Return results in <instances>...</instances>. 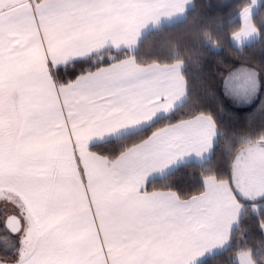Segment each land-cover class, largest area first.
<instances>
[{
  "label": "snow or ice",
  "instance_id": "6c2138e0",
  "mask_svg": "<svg viewBox=\"0 0 264 264\" xmlns=\"http://www.w3.org/2000/svg\"><path fill=\"white\" fill-rule=\"evenodd\" d=\"M69 15L56 0H0V86L17 87L11 107H0V264H129L131 241L166 230L199 236L214 218L211 202L180 204L170 185L161 191L153 183L191 158L183 154L202 138L198 125L173 129L169 135L179 138L147 159L126 145L113 152L125 134L145 130L116 129L113 117L138 101L107 71L118 63L104 55L111 45L49 55L72 39L61 26ZM37 48L46 73L30 71ZM220 98L221 110L231 101L258 105L250 121L264 115V69L225 80ZM158 139L145 137L144 147ZM253 205L254 214L264 212V195ZM217 251L193 264H213Z\"/></svg>",
  "mask_w": 264,
  "mask_h": 264
},
{
  "label": "crops",
  "instance_id": "0c3cea01",
  "mask_svg": "<svg viewBox=\"0 0 264 264\" xmlns=\"http://www.w3.org/2000/svg\"><path fill=\"white\" fill-rule=\"evenodd\" d=\"M56 2L68 7L70 15L62 18L61 26L64 32L71 34L72 39L62 40L55 48L48 49L53 59L61 57L67 49H71L72 56H81L105 45H111L109 51L112 52L130 53L149 32L184 20L194 5L193 0ZM260 3L261 0H252L251 4L240 12V29L231 37L234 47L244 46L258 38L259 32L253 24L252 16ZM44 56V49L37 48L30 71L39 72L43 68L46 73L47 69L43 67ZM238 67L245 68L246 71L256 69L246 64H235L232 70H237ZM107 71H113L121 81L126 82L138 101L127 110H117L113 113L116 129L146 128L157 119L169 115L187 99V85L180 62L140 64L134 57H125L118 60V63H113L112 69ZM16 92L15 85L0 86V107H11ZM241 106L237 108H246L251 104ZM193 125L201 128L202 138L194 148L183 154L191 158L178 167L189 163H203L210 158L217 140L215 121L208 115H197L159 127L148 136L159 138L151 148L144 147L147 143L144 139L126 151L136 150L138 159H147L154 154L158 146L170 144L173 139L179 138V135H169L173 129L186 131ZM171 163H175V159ZM175 169L167 167L162 176L157 175L153 180L162 178ZM203 184L204 191L200 195L185 200L180 199L175 192H172L171 196L178 203L185 205L211 202L215 209L212 223L202 225L204 231L199 236L188 235L180 229L178 232H152L140 240H133L125 254L129 264H193V261L199 259L209 248L217 249V253L223 251L245 209L244 201L250 203L264 195V141L247 146L237 154L232 164L230 180L223 181L208 176L204 178ZM238 198L242 203H238Z\"/></svg>",
  "mask_w": 264,
  "mask_h": 264
},
{
  "label": "trees",
  "instance_id": "16d2710c",
  "mask_svg": "<svg viewBox=\"0 0 264 264\" xmlns=\"http://www.w3.org/2000/svg\"><path fill=\"white\" fill-rule=\"evenodd\" d=\"M193 1L194 5L184 20L149 32L134 51L104 53L109 60L134 57L140 64L180 62L187 85V99L182 105L169 115L157 119L144 131L124 135L122 143L113 149L114 153L122 146L126 145V150L143 141L166 124L197 115H208L214 119L217 140L210 158L203 163L182 165L164 177L153 180L157 190H166V186L170 185L183 200L203 193L205 177L230 180L237 154L264 137V115L257 114L251 121L248 119L256 112L258 105L241 109L226 101L227 109H220L223 78L233 65L246 64L264 69V0H261L252 16L259 36L241 47H234L231 37L240 29V12L252 0ZM80 68L77 65L76 71L79 72ZM244 203L245 209L232 231L227 247L217 253L213 264H239L237 257L244 252L251 254L255 264L257 260L264 264V233L261 232L264 228V212L254 214L253 202Z\"/></svg>",
  "mask_w": 264,
  "mask_h": 264
},
{
  "label": "rangeland",
  "instance_id": "374dc122",
  "mask_svg": "<svg viewBox=\"0 0 264 264\" xmlns=\"http://www.w3.org/2000/svg\"><path fill=\"white\" fill-rule=\"evenodd\" d=\"M236 69V68H235ZM247 71L246 69L244 68H241V67H238L237 70H232V67L226 72L224 78H223V82L225 80H228L230 83L234 81V79L237 77V76H241L243 74H245ZM229 104H232L230 103V101H228ZM234 105V104H232ZM237 107H242L241 105L237 106ZM262 140L264 141V137L262 138ZM0 211H2V209H0ZM237 260L239 262V264H255L254 262V259L253 257L251 256V254L249 252H244L242 254H240L238 257H237Z\"/></svg>",
  "mask_w": 264,
  "mask_h": 264
}]
</instances>
